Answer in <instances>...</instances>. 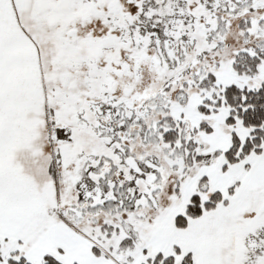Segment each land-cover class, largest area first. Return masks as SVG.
<instances>
[{
    "label": "snow or ice",
    "instance_id": "obj_1",
    "mask_svg": "<svg viewBox=\"0 0 264 264\" xmlns=\"http://www.w3.org/2000/svg\"><path fill=\"white\" fill-rule=\"evenodd\" d=\"M0 264H264V0H0Z\"/></svg>",
    "mask_w": 264,
    "mask_h": 264
}]
</instances>
